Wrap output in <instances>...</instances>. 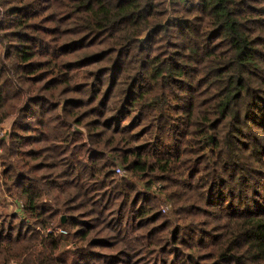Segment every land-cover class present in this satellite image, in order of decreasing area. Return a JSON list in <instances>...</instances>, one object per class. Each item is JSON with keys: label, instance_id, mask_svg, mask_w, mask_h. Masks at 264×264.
I'll return each mask as SVG.
<instances>
[{"label": "trees", "instance_id": "obj_1", "mask_svg": "<svg viewBox=\"0 0 264 264\" xmlns=\"http://www.w3.org/2000/svg\"><path fill=\"white\" fill-rule=\"evenodd\" d=\"M8 117L0 264H264V0H0Z\"/></svg>", "mask_w": 264, "mask_h": 264}, {"label": "rangeland", "instance_id": "obj_2", "mask_svg": "<svg viewBox=\"0 0 264 264\" xmlns=\"http://www.w3.org/2000/svg\"><path fill=\"white\" fill-rule=\"evenodd\" d=\"M11 121H12V117H8L2 122V124L6 127V132L9 131V129H10ZM80 130L83 131V129H80ZM2 136H5V135H1L0 137H2ZM1 152H2V146L0 144V157H1ZM0 163H1V159H0ZM0 169H1V164H0ZM121 174L118 173V176H121ZM133 179L136 182H138V178L137 177H133ZM139 186H140V184H139ZM162 207H163V210L164 209L167 210L168 204L162 203ZM20 208H21V206H20V203L18 202V200L13 198V197H11L7 193V191L5 190V185H3L2 181H1V178H0V212L9 213V212H12L14 210H19L18 213L22 215L23 213H22ZM73 246H76L75 243H73Z\"/></svg>", "mask_w": 264, "mask_h": 264}, {"label": "built area", "instance_id": "obj_3", "mask_svg": "<svg viewBox=\"0 0 264 264\" xmlns=\"http://www.w3.org/2000/svg\"><path fill=\"white\" fill-rule=\"evenodd\" d=\"M6 132V127L2 124V122L0 123V136L3 135L4 133ZM116 171L121 174L122 171L119 167L116 168ZM20 206H21V203H20ZM53 231H57L59 233H62V234H65L66 233V230L64 228H56L55 230ZM9 264H17L16 262L12 261L10 262Z\"/></svg>", "mask_w": 264, "mask_h": 264}, {"label": "water", "instance_id": "obj_4", "mask_svg": "<svg viewBox=\"0 0 264 264\" xmlns=\"http://www.w3.org/2000/svg\"><path fill=\"white\" fill-rule=\"evenodd\" d=\"M61 220L65 221V215L64 214L62 215Z\"/></svg>", "mask_w": 264, "mask_h": 264}]
</instances>
